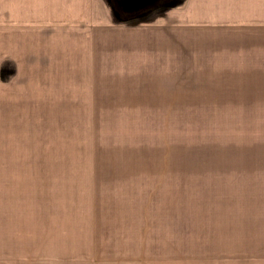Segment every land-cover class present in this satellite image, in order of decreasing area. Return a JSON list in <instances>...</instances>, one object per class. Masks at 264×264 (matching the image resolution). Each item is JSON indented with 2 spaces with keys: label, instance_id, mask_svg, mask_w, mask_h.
<instances>
[{
  "label": "rangeland",
  "instance_id": "rangeland-1",
  "mask_svg": "<svg viewBox=\"0 0 264 264\" xmlns=\"http://www.w3.org/2000/svg\"><path fill=\"white\" fill-rule=\"evenodd\" d=\"M189 1L156 8L176 12L168 78L145 67L121 94L69 93L59 109L0 88V162L95 167V247L63 264H264V0H196L199 18ZM26 202L20 227L0 219V245L39 240Z\"/></svg>",
  "mask_w": 264,
  "mask_h": 264
},
{
  "label": "crops",
  "instance_id": "crops-1",
  "mask_svg": "<svg viewBox=\"0 0 264 264\" xmlns=\"http://www.w3.org/2000/svg\"><path fill=\"white\" fill-rule=\"evenodd\" d=\"M159 1L143 6L140 0H0V88L23 99L24 107L59 109L68 104L69 93L95 104L98 88L121 94L130 82H143L145 67L149 74L166 73L168 78L175 57L176 12L170 6L156 9ZM195 3L190 0L181 13L199 18L193 16ZM92 164L0 162L3 225L8 233L11 223L20 227L31 198L39 239L23 234L29 241L19 247L16 240L21 239H3L0 264L89 260L95 247ZM1 186L7 193H1ZM23 226L19 232H25ZM42 240L50 250L53 246L52 252L42 250Z\"/></svg>",
  "mask_w": 264,
  "mask_h": 264
}]
</instances>
